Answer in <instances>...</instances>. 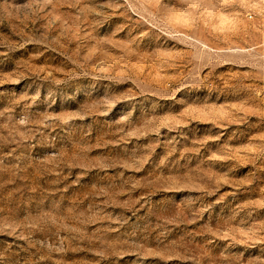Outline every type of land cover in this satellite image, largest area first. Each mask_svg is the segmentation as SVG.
<instances>
[{"label": "rangeland", "instance_id": "rangeland-1", "mask_svg": "<svg viewBox=\"0 0 264 264\" xmlns=\"http://www.w3.org/2000/svg\"><path fill=\"white\" fill-rule=\"evenodd\" d=\"M264 0H0V264H264Z\"/></svg>", "mask_w": 264, "mask_h": 264}, {"label": "built area", "instance_id": "built-area-1", "mask_svg": "<svg viewBox=\"0 0 264 264\" xmlns=\"http://www.w3.org/2000/svg\"><path fill=\"white\" fill-rule=\"evenodd\" d=\"M262 42L264 43V33L262 34Z\"/></svg>", "mask_w": 264, "mask_h": 264}]
</instances>
